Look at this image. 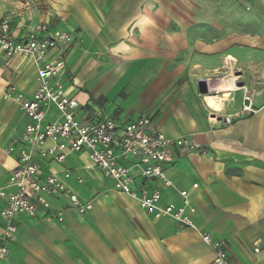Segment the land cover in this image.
<instances>
[{"label": "crops", "instance_id": "0c3cea01", "mask_svg": "<svg viewBox=\"0 0 264 264\" xmlns=\"http://www.w3.org/2000/svg\"><path fill=\"white\" fill-rule=\"evenodd\" d=\"M166 3L180 11L166 14ZM0 19L9 21L16 40L40 23L75 35L64 80L82 119L112 118L122 125L146 115L167 137L191 138L206 153L176 154L166 163L176 189L157 180L143 184L161 192L163 206L180 205L177 190L188 191L197 210L193 221L225 242L230 264H264V0H0ZM57 55L53 51L48 59ZM0 62V185L5 186L21 145L10 156L5 149L19 142L25 116L4 91L11 84L31 97L36 67L25 56L8 60L1 50ZM229 72L236 74L237 90L216 112L198 85L204 80L215 91L225 89L218 75ZM90 80L106 82L98 89L89 86L96 98L85 87ZM113 80L120 86L111 93L106 85ZM247 92L254 113L239 114ZM228 115H236L230 126L224 123ZM37 162L43 175L69 170V185L93 210L82 216L67 208L66 196H58L54 207L66 209L64 223L43 212L34 219L18 217L15 241L0 264L213 262L198 231L168 217L156 219L115 192L96 167L85 169L86 154H70L65 164ZM134 176L142 182L137 171Z\"/></svg>", "mask_w": 264, "mask_h": 264}, {"label": "built area", "instance_id": "2783aa9c", "mask_svg": "<svg viewBox=\"0 0 264 264\" xmlns=\"http://www.w3.org/2000/svg\"><path fill=\"white\" fill-rule=\"evenodd\" d=\"M76 37L72 33L52 30L46 23L38 24L25 38L12 37L10 23L0 19V50L10 60L25 56L36 67V89L25 97L15 85H8L4 97L13 101L25 116V123L18 143H11L5 154L18 151V166L5 186L0 185V260L9 256L8 244L18 233V217L36 218L40 212L48 213L59 223L65 222V210L55 209L58 196H66L68 209L84 216L93 210L91 201H83L71 188L72 174L43 175L37 160L65 164L70 154H86L89 165L96 167L113 190L138 203L140 208L156 219L168 217L176 223L198 231L203 242L211 249V264H230L226 244L201 232L193 221L197 210L189 200V193L177 190L181 204L160 205L162 194L147 188L143 182L157 180L165 187L176 189L170 182L165 165L176 154H205L189 137L169 138L153 127L152 119L141 115L125 124L112 118L103 120L82 119L80 103L72 97L65 84L67 55L73 49ZM57 51L54 59H48ZM1 68V62H0ZM254 113L251 95L243 98L239 114ZM236 115L224 118L226 126L233 124ZM134 171L142 182H136ZM79 184L84 179L77 177ZM194 185V188H197ZM259 250L257 249L256 252Z\"/></svg>", "mask_w": 264, "mask_h": 264}, {"label": "bare ground", "instance_id": "6f19581e", "mask_svg": "<svg viewBox=\"0 0 264 264\" xmlns=\"http://www.w3.org/2000/svg\"><path fill=\"white\" fill-rule=\"evenodd\" d=\"M218 76L224 80L225 89L211 92L203 96L207 107L214 109L216 112L222 111L225 101L233 95V90H237L235 85L236 74L234 72L223 73Z\"/></svg>", "mask_w": 264, "mask_h": 264}, {"label": "rangeland", "instance_id": "374dc122", "mask_svg": "<svg viewBox=\"0 0 264 264\" xmlns=\"http://www.w3.org/2000/svg\"><path fill=\"white\" fill-rule=\"evenodd\" d=\"M171 4L172 3H166V7H164V12H166V14H168V13H170V12H173V13H177L178 11H180V6L179 5H175V6H172L171 7ZM108 58H110V57H108ZM105 59V58H104ZM104 83L105 82H103V83H98L97 81L96 82H94V81H92V80H90V81H87L86 83H85V87L88 89V91H89V93L93 96V97H97V96H95L94 95V93L92 92V90H90L89 89V86H94L95 85V87H96V89H98L100 86H102V85H104ZM107 88L109 87V92H111V93H113L114 91H116L118 88H119V86H120V84L118 83V81L117 80H113L112 82H109L107 85ZM106 88V89H107ZM134 90V92H136L135 94H137V92H138V94H141V92L139 93V90H135V89H133ZM102 96V95H101ZM99 98V97H98ZM80 101H83V99H84V97H82V96H80L79 98H78Z\"/></svg>", "mask_w": 264, "mask_h": 264}, {"label": "water", "instance_id": "95a60500", "mask_svg": "<svg viewBox=\"0 0 264 264\" xmlns=\"http://www.w3.org/2000/svg\"><path fill=\"white\" fill-rule=\"evenodd\" d=\"M198 89L201 95H206L216 90L214 87L209 86L207 81H204V80L199 82Z\"/></svg>", "mask_w": 264, "mask_h": 264}, {"label": "clouds", "instance_id": "9594fccd", "mask_svg": "<svg viewBox=\"0 0 264 264\" xmlns=\"http://www.w3.org/2000/svg\"><path fill=\"white\" fill-rule=\"evenodd\" d=\"M112 51H113V52H115L116 50H115V49H113Z\"/></svg>", "mask_w": 264, "mask_h": 264}]
</instances>
